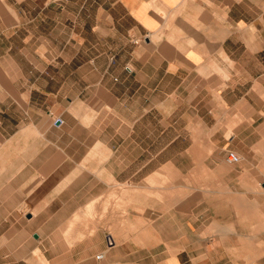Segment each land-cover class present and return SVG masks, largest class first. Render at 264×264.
I'll return each mask as SVG.
<instances>
[{
    "label": "crops",
    "instance_id": "1",
    "mask_svg": "<svg viewBox=\"0 0 264 264\" xmlns=\"http://www.w3.org/2000/svg\"><path fill=\"white\" fill-rule=\"evenodd\" d=\"M258 253L264 0H0V264Z\"/></svg>",
    "mask_w": 264,
    "mask_h": 264
},
{
    "label": "rangeland",
    "instance_id": "2",
    "mask_svg": "<svg viewBox=\"0 0 264 264\" xmlns=\"http://www.w3.org/2000/svg\"><path fill=\"white\" fill-rule=\"evenodd\" d=\"M117 186H120V185H116L115 187H117ZM120 191H122V189H119V190L114 189L113 192H112V193H114L112 198L114 199V204H115L114 208H116V209H118L120 207V205H119L120 201H119V198H118V193ZM107 208L108 207L104 206L103 211L105 212ZM89 209H92V207H89ZM73 224H74L73 222H68L67 223V230L69 229L68 231L71 230V227L73 226ZM260 224L263 225V223H260ZM259 249H260V246H259ZM251 256L255 257L254 254H252ZM258 257H259V259L264 257V253L263 254L262 253H258ZM240 263L241 264H244V263L251 264L248 260H246V261L245 260H241Z\"/></svg>",
    "mask_w": 264,
    "mask_h": 264
},
{
    "label": "built area",
    "instance_id": "3",
    "mask_svg": "<svg viewBox=\"0 0 264 264\" xmlns=\"http://www.w3.org/2000/svg\"><path fill=\"white\" fill-rule=\"evenodd\" d=\"M61 120L60 119H56V121L55 122H60ZM226 162L228 163V164H234L236 161H237V159H236V157L233 155V154H228L227 156H226ZM106 241H107V243H111V237L110 236H108V235H106ZM103 256V254L102 253H100V254H98L97 256H96V258L97 259H99V258H101Z\"/></svg>",
    "mask_w": 264,
    "mask_h": 264
},
{
    "label": "bare ground",
    "instance_id": "4",
    "mask_svg": "<svg viewBox=\"0 0 264 264\" xmlns=\"http://www.w3.org/2000/svg\"><path fill=\"white\" fill-rule=\"evenodd\" d=\"M109 229H110V228H109ZM109 231H110V230H109ZM111 232H112V231H111ZM106 235L112 237L111 234H110L109 232H107ZM103 254H104V253H103Z\"/></svg>",
    "mask_w": 264,
    "mask_h": 264
}]
</instances>
